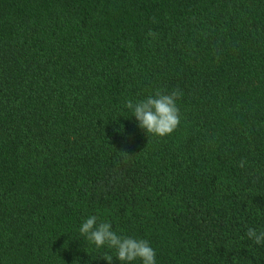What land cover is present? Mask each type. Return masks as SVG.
Here are the masks:
<instances>
[{"label":"trees","instance_id":"16d2710c","mask_svg":"<svg viewBox=\"0 0 264 264\" xmlns=\"http://www.w3.org/2000/svg\"><path fill=\"white\" fill-rule=\"evenodd\" d=\"M177 88L170 135L125 107ZM91 215L156 264H264V0H0V264H122Z\"/></svg>","mask_w":264,"mask_h":264},{"label":"clouds","instance_id":"9594fccd","mask_svg":"<svg viewBox=\"0 0 264 264\" xmlns=\"http://www.w3.org/2000/svg\"><path fill=\"white\" fill-rule=\"evenodd\" d=\"M154 36V32H149ZM182 96L179 88L168 92L156 89L146 98L133 101L128 99L125 107L135 116L138 126L145 129L148 134L163 137L174 132L181 122L180 109L177 100ZM116 131H123V125ZM245 161H240V167H244ZM79 232L97 248L105 247L115 249V258L122 264H131L139 259L141 264H156V253L149 241L137 239L131 236H122L112 229L109 222L100 221L96 215L84 219ZM246 235L255 244L264 243V230L257 231L248 228ZM102 257L112 264L113 256L105 253Z\"/></svg>","mask_w":264,"mask_h":264}]
</instances>
